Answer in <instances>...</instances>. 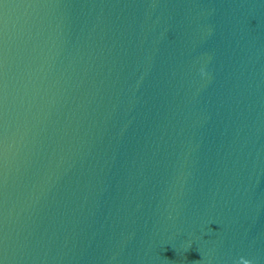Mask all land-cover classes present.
I'll return each mask as SVG.
<instances>
[{"label": "water", "instance_id": "water-1", "mask_svg": "<svg viewBox=\"0 0 264 264\" xmlns=\"http://www.w3.org/2000/svg\"><path fill=\"white\" fill-rule=\"evenodd\" d=\"M17 2L0 264H264V0Z\"/></svg>", "mask_w": 264, "mask_h": 264}, {"label": "snow or ice", "instance_id": "snow-or-ice-1", "mask_svg": "<svg viewBox=\"0 0 264 264\" xmlns=\"http://www.w3.org/2000/svg\"><path fill=\"white\" fill-rule=\"evenodd\" d=\"M22 3L17 2V0H0V24L6 20V10L10 7H22ZM241 258L250 260L245 255H240L236 261H239Z\"/></svg>", "mask_w": 264, "mask_h": 264}, {"label": "clouds", "instance_id": "clouds-1", "mask_svg": "<svg viewBox=\"0 0 264 264\" xmlns=\"http://www.w3.org/2000/svg\"><path fill=\"white\" fill-rule=\"evenodd\" d=\"M198 74L201 80L210 79V72L208 71L206 66L199 67ZM234 264H253V262L251 260L241 258L239 261H235Z\"/></svg>", "mask_w": 264, "mask_h": 264}]
</instances>
